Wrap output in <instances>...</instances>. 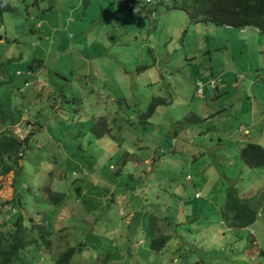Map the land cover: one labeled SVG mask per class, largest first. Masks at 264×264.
Listing matches in <instances>:
<instances>
[{"label":"rangeland","instance_id":"rangeland-1","mask_svg":"<svg viewBox=\"0 0 264 264\" xmlns=\"http://www.w3.org/2000/svg\"><path fill=\"white\" fill-rule=\"evenodd\" d=\"M8 1L14 9L0 12V59L21 53L17 65L35 60L22 101L35 139L18 163V195L11 176L0 178V231L12 230L4 220L17 195L22 207L15 210L24 217L29 210L34 223L43 214L54 233L48 261L79 241L91 250L71 264H189L178 256L189 250L195 264H264V186L254 189L264 167L230 158L244 139L264 141V34L195 22L170 8L171 0L147 5L151 13L139 7L145 0ZM197 80L206 84L198 95ZM52 92L66 114L57 125L50 122L58 104L42 101ZM168 96L173 104L157 107L151 124L133 121L154 98ZM103 118L99 126L112 129L95 140L90 127ZM119 154H126L123 165L109 170ZM45 188L65 193L63 205L46 201ZM236 189L256 218L228 230L223 205L226 191ZM151 215L155 234L171 238L160 253L147 250ZM195 220L203 236L187 231ZM211 225L217 231L208 234ZM38 261L48 264L44 256Z\"/></svg>","mask_w":264,"mask_h":264},{"label":"trees","instance_id":"trees-1","mask_svg":"<svg viewBox=\"0 0 264 264\" xmlns=\"http://www.w3.org/2000/svg\"><path fill=\"white\" fill-rule=\"evenodd\" d=\"M154 1L155 3L159 1L163 3L165 0ZM171 3H173V6L170 8H178L184 11L187 15H189L190 18L194 17L195 22L210 23L215 26H225L233 28L251 27L254 28L257 32L264 34V0H171ZM13 9L14 8H11L8 0H0V12H10ZM138 12L140 13V10ZM24 58L25 56L19 53L17 56L9 57L5 61H2L0 59V71L3 73V78H0V177L7 176L11 173H14L15 176L18 175V173L22 169V167L18 164L22 159L21 155L25 151V148L28 146L29 140L31 138L35 139L34 135L31 136L32 131L28 136H26L25 141H20V139H18L17 135L14 132V128L21 122V118L26 117L25 108L22 105L26 90L21 91V88L27 85V79H29V76H27L25 73L24 75L26 76L24 77V81L19 83L16 82L17 80L15 79L19 77L16 75V70L22 69V72H34L35 66V60H32L30 64L28 63L29 61L27 63H24L23 65L16 64L17 61ZM27 59H30V57H27ZM12 63L16 65L13 69V73L11 74L8 72L7 67ZM33 80L36 81L37 79ZM7 84L8 86L4 87ZM26 88H30L29 85ZM40 94L41 93L38 92L35 97L40 98ZM173 100L174 99L169 96L167 98H154L150 102L147 109L142 112V114H138L137 117L133 119V121H138L139 118L142 117V123H145L147 125L151 124L150 121L152 114L155 113L157 107H169L173 104ZM42 101L51 104H58V108L54 113V116L56 117L54 119L52 118L50 122L52 125L58 124L60 116L63 120L66 118V114L64 113V111H61V109L59 108V103H57L59 101L55 97V92L47 93ZM30 111H32L30 113V117H33V119L37 122V125L41 126L39 123L41 121V115L38 116L33 113L36 112L34 109H31ZM106 124L107 122L103 118L100 119L97 125H92L90 127L92 135L91 138H94L95 140H100L103 137L106 138L109 134V131L112 129L111 125L107 128L106 131H104V127L99 126H106ZM115 125L120 128V126H118L116 123ZM38 131H42V127H39ZM34 133L35 132H33V134ZM115 143H117V141H115ZM229 144L231 145V143ZM263 146L264 141L247 142L239 151V162H242L246 167L251 169L263 168ZM121 156H126V154H119L115 159V164H109V170L110 167L114 165L118 167V169H120L121 165H123V163L120 164L119 161ZM117 171L118 170H116L115 172ZM33 190L35 191V193L38 192V190L36 189ZM44 191L49 194L47 200L53 203V205H56L54 207H60L61 205H63L66 196L65 193L54 192L49 188H45ZM28 192V190H24L23 193H27V196H29L30 192ZM78 192L80 191L78 190ZM118 192L119 191L115 190L113 195H118ZM25 197L26 196H24L23 194V200H26L28 202ZM18 202L20 204V199L18 198L11 202L12 209L16 207L15 205L18 204ZM109 202H111V200L106 202L108 206ZM28 212L30 211L28 210ZM28 212L27 217L23 216L25 214L24 211H22V214H20L19 212L18 214H14L12 218L13 223H11L13 226L11 227V232L8 231L5 233L0 231V264H40L38 260L42 258V256H44L48 264H71L73 256L75 254L81 255L82 253H86L91 250L90 247H85L83 242L79 243V241H77L74 243L73 240L75 246H69L64 252L59 253L56 258L48 261L47 258L50 259L48 246L54 239V233L50 231L49 226L46 225V222L42 219L43 214L41 215V218L38 219V223H34L32 216H28ZM232 214H234V219L230 225L233 228L236 227L238 229H241V227L244 228L250 226L255 222L256 208L251 206V204L249 203V199L243 200L242 198H240L236 190L235 193L231 190H227L225 204L223 205V216L227 218L228 215ZM46 217L47 216H45V218ZM26 219L29 223L32 224L26 226ZM148 219L149 221L145 226L147 250L154 253H160L170 242L171 238L160 230V233L155 234L157 226L153 221H157L156 217L151 215V217H148ZM200 227H202V225L196 224L194 228L191 227L197 231V233L193 232L196 233L195 236H203L202 233L199 232ZM211 231L216 232L217 230L215 228H209L208 234ZM223 235H225L224 231ZM99 239L101 238L99 237ZM97 246H101V244H98ZM42 250H45L44 254L41 253ZM261 253L263 254V251H261ZM111 254L112 253L109 252L107 256L105 255V258L112 256ZM193 255L194 252H192L191 250L185 252L184 254H178L180 258H183V260L188 262L189 264H195L197 256L194 260H192ZM105 261L106 260L104 259L103 263H105ZM201 262L203 261L201 260ZM113 264L117 263L114 262Z\"/></svg>","mask_w":264,"mask_h":264},{"label":"clouds","instance_id":"clouds-1","mask_svg":"<svg viewBox=\"0 0 264 264\" xmlns=\"http://www.w3.org/2000/svg\"><path fill=\"white\" fill-rule=\"evenodd\" d=\"M151 4H154V0H145V5L144 6H139V7H141L142 8V10L144 11V10H146V9H148V13H151V10H152V8L151 7H149V6H147V5H151ZM150 9V10H149ZM141 10V11H142ZM2 39H3V37H2ZM26 73V75L27 76H31V74H32V72H22L21 70H16V75L17 76H20V77H25L26 75H24ZM216 81H215V79H211L210 80V82L208 83V85H210L211 87H214V86H216ZM199 84H201V89L199 88ZM28 85H30V82H28L27 81V85L26 86H24L22 89H21V91H25V88L28 86ZM205 85L206 84H203L202 83V81H200V80H197V82H196V94H197V92H200V93H203L205 90H204V88H205ZM198 95V94H197ZM22 119H24V120H26V122H25V124H24V122L23 121H21L19 124H17L16 126H15V128H14V132H15V134L17 135V137H18V139H20V141H25V138H26V136H28L29 135V133L31 132V131H34V128L32 127V124L30 123V125L28 124V122L29 121H27V118L26 117H22L21 118V120ZM202 120H203V118H202ZM23 126H25L26 128H24ZM28 128V129H27ZM240 132V131H239ZM248 133H249V131L247 132V133H244V135H248ZM240 134V133H239ZM254 137H255V133H254V135H253ZM221 141V139H219V142ZM243 146L247 143V142H254V140H252V139H249V138H246V139H244L243 140ZM255 142H257V141H255ZM229 143H231V145H232V142H229ZM26 145V144H25ZM242 146V147H243ZM241 147V148H242ZM29 148H30V146H29ZM240 148V149H241ZM263 148H264V146H263ZM26 149V148H25ZM240 149H239V151H240ZM239 151L237 152V154L236 153H232L231 154V159H236V157H238V154H239ZM25 155V151L22 153V159L21 160H23V156ZM194 159V158H193ZM239 159V158H238ZM237 162H239V160L237 161ZM240 163V162H239ZM20 165V164H19ZM21 166V165H20ZM22 167V166H21ZM23 170V168L21 169V171ZM20 171V172H21ZM19 172V173H20ZM18 173V174H19ZM224 175L225 174H223V177H224ZM7 176H11L12 178H11V187L14 189V190H16L17 191V184H16V176L14 175V173H11V174H9V175H7ZM7 176H4V177H7ZM1 178V177H0ZM14 178H15V180H14ZM24 185V184H23ZM26 186V185H25ZM25 186H24V190H26L27 191V189L25 188ZM261 186H264V182H260L259 184H257V185H255V187H254V189L255 190H257L259 187H261ZM1 188H5L4 186H2V185H0V189ZM29 191V190H28ZM236 191H237V189H236ZM30 192V191H29ZM28 192V193H29ZM238 192V191H237ZM25 194V193H24ZM239 194V193H238ZM17 195H18V191H17ZM17 195H16V198H17ZM48 196H49V194H47ZM27 196V195H26ZM199 197H200V194H199ZM15 198V199H16ZM47 199H48V197H47ZM0 204H2L3 202L2 201H4V198L2 197H0ZM243 200H248V199H243ZM13 200H11L10 201V206H9V208H8V211H7V215H6V218H7V220L5 219L4 220V222H6L7 223V227H13L12 226V224H11V221H12V218H13V216H14V214H18V212L20 211V208H18L17 207V209L15 210V208L16 207H14V209H12V207H11V202H12ZM45 201V200H44ZM46 201H48V200H46ZM6 205H7V203H8V201H5L4 202ZM18 204H19V202H18ZM19 207H21L20 206V204H19ZM4 213V212H3ZM3 216V215H2ZM233 219H234V214H232L231 215V218H230V221H229V223H226L225 222V225H226V229H228V230H230V229H238V228H236V227H232L230 224H231V222L233 221ZM193 221V219H191L189 222H192ZM3 221H2V219H1V221H0V223H2ZM189 222H185L186 224L187 223H189ZM195 222V224L197 223V221L195 220L194 221ZM194 224V225H195ZM200 225H202L203 226V224H200ZM251 226V225H250ZM6 227V228H7ZM210 227V226H209ZM249 226H247V227H244V228H242L241 227V229H246V228H248ZM212 228H215L216 229V227H215V225H211V228L210 229H212ZM188 232H191V233H193V232H196L197 233V231L195 230V229H193V228H189L188 230H187ZM195 236V235H194ZM201 236V235H200ZM249 241H251V239H249ZM146 244H147V242H146ZM152 253V252H151ZM262 253H261V251H260V255H261ZM263 254H264V252H263Z\"/></svg>","mask_w":264,"mask_h":264},{"label":"built area","instance_id":"built-area-1","mask_svg":"<svg viewBox=\"0 0 264 264\" xmlns=\"http://www.w3.org/2000/svg\"><path fill=\"white\" fill-rule=\"evenodd\" d=\"M199 88L201 89V84H199Z\"/></svg>","mask_w":264,"mask_h":264},{"label":"water","instance_id":"water-1","mask_svg":"<svg viewBox=\"0 0 264 264\" xmlns=\"http://www.w3.org/2000/svg\"><path fill=\"white\" fill-rule=\"evenodd\" d=\"M2 39V37L0 36V40Z\"/></svg>","mask_w":264,"mask_h":264},{"label":"crops","instance_id":"crops-1","mask_svg":"<svg viewBox=\"0 0 264 264\" xmlns=\"http://www.w3.org/2000/svg\"><path fill=\"white\" fill-rule=\"evenodd\" d=\"M22 70V69H21ZM207 92H208V90H207Z\"/></svg>","mask_w":264,"mask_h":264}]
</instances>
